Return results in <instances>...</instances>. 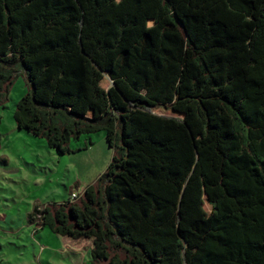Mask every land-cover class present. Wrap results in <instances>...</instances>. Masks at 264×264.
Instances as JSON below:
<instances>
[{
  "label": "trees",
  "instance_id": "obj_1",
  "mask_svg": "<svg viewBox=\"0 0 264 264\" xmlns=\"http://www.w3.org/2000/svg\"><path fill=\"white\" fill-rule=\"evenodd\" d=\"M20 77L19 130L114 151L31 224L92 264H264V0H0V110Z\"/></svg>",
  "mask_w": 264,
  "mask_h": 264
},
{
  "label": "rangeland",
  "instance_id": "obj_2",
  "mask_svg": "<svg viewBox=\"0 0 264 264\" xmlns=\"http://www.w3.org/2000/svg\"><path fill=\"white\" fill-rule=\"evenodd\" d=\"M27 92L26 80L18 78L0 110V264H92L91 241H67L48 228L40 230L29 215L72 200V193L83 196L105 173L114 151L104 132L72 142V151L80 152L58 156L45 139L19 131L15 112Z\"/></svg>",
  "mask_w": 264,
  "mask_h": 264
},
{
  "label": "clouds",
  "instance_id": "obj_3",
  "mask_svg": "<svg viewBox=\"0 0 264 264\" xmlns=\"http://www.w3.org/2000/svg\"><path fill=\"white\" fill-rule=\"evenodd\" d=\"M147 26H148L149 28H151L153 25H152L151 22H149Z\"/></svg>",
  "mask_w": 264,
  "mask_h": 264
},
{
  "label": "crops",
  "instance_id": "obj_4",
  "mask_svg": "<svg viewBox=\"0 0 264 264\" xmlns=\"http://www.w3.org/2000/svg\"><path fill=\"white\" fill-rule=\"evenodd\" d=\"M19 130V129H18ZM19 131H21V130H19ZM76 196V193H72V197H75ZM68 241V240H67Z\"/></svg>",
  "mask_w": 264,
  "mask_h": 264
}]
</instances>
